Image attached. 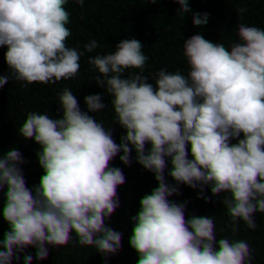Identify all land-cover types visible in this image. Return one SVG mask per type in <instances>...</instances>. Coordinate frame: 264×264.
Segmentation results:
<instances>
[{
    "label": "trees",
    "instance_id": "1",
    "mask_svg": "<svg viewBox=\"0 0 264 264\" xmlns=\"http://www.w3.org/2000/svg\"><path fill=\"white\" fill-rule=\"evenodd\" d=\"M0 264H264V0H0Z\"/></svg>",
    "mask_w": 264,
    "mask_h": 264
}]
</instances>
